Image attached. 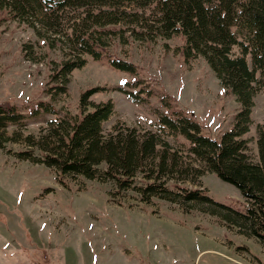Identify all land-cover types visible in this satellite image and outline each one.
<instances>
[{"label":"trees","instance_id":"trees-1","mask_svg":"<svg viewBox=\"0 0 264 264\" xmlns=\"http://www.w3.org/2000/svg\"><path fill=\"white\" fill-rule=\"evenodd\" d=\"M12 24L28 31L21 54L47 67V98L0 101V149L54 169L65 186L77 178L83 180L75 183L78 189L84 179L110 182L109 198L118 204L159 198L185 211L207 204L212 209L202 211L264 247V121L256 126V149L247 135L255 96L264 90V0H0V28ZM157 44L188 65L200 59L208 64L240 103L230 128L208 133L169 92L140 76L134 53ZM90 58L134 76L111 87L132 100L159 97L162 108H155L150 128L121 120L105 127L115 101L92 96L108 85L82 90L75 109L59 105L73 71ZM41 118L46 125L38 132L23 133ZM12 142L24 146L16 149ZM209 172L240 189L242 206L210 193L204 184Z\"/></svg>","mask_w":264,"mask_h":264},{"label":"rangeland","instance_id":"rangeland-1","mask_svg":"<svg viewBox=\"0 0 264 264\" xmlns=\"http://www.w3.org/2000/svg\"><path fill=\"white\" fill-rule=\"evenodd\" d=\"M27 36L22 26L0 28V101L47 98V67L21 54ZM134 54L140 76L159 92H169L208 133L218 136L232 126L240 103L203 59L188 65L181 55L163 50L160 44ZM132 78L105 61L90 58L73 71L69 94L59 105L68 103L75 109L82 90L108 85L109 90L92 96L97 101L108 97L115 101L116 113L105 127L121 120L150 128L148 121L157 118L155 108H162L159 97L140 103L111 88ZM252 116L247 135L255 148L256 126L264 121V90L255 96ZM45 120L21 130L38 132ZM11 146L17 149L24 144L12 142ZM84 180L81 189L75 184L83 183L81 178L65 186L54 169L0 149V264H264V247L202 211L211 208L207 204L187 205L189 211L159 198L141 206L118 204L109 198L110 182ZM204 184L215 198L242 206L244 197L234 184L212 172L205 174ZM129 198L134 200L130 194ZM241 245L249 250L239 249Z\"/></svg>","mask_w":264,"mask_h":264},{"label":"crops","instance_id":"crops-1","mask_svg":"<svg viewBox=\"0 0 264 264\" xmlns=\"http://www.w3.org/2000/svg\"><path fill=\"white\" fill-rule=\"evenodd\" d=\"M35 264H49V263L39 262V263H35Z\"/></svg>","mask_w":264,"mask_h":264}]
</instances>
